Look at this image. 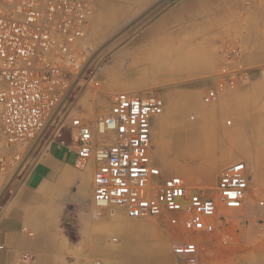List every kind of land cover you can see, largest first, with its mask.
<instances>
[{
	"label": "built area",
	"instance_id": "obj_1",
	"mask_svg": "<svg viewBox=\"0 0 264 264\" xmlns=\"http://www.w3.org/2000/svg\"><path fill=\"white\" fill-rule=\"evenodd\" d=\"M258 1L264 19V0ZM94 2L0 0V176L19 167L20 149L40 137L70 93L86 60L84 43ZM220 60L201 96L205 105L250 78L251 67L237 41L221 49ZM90 83L98 86L99 80ZM164 107V99L154 93L117 92L105 113L90 120L71 119L78 157L97 163L92 206L112 219L163 216L176 228L180 241L172 253L182 257L183 264H219L220 250L225 253L232 240L220 214L243 208L251 176L244 161L224 166L213 196H205L178 175L164 176L151 154L152 124Z\"/></svg>",
	"mask_w": 264,
	"mask_h": 264
},
{
	"label": "rangeland",
	"instance_id": "obj_2",
	"mask_svg": "<svg viewBox=\"0 0 264 264\" xmlns=\"http://www.w3.org/2000/svg\"><path fill=\"white\" fill-rule=\"evenodd\" d=\"M192 5L190 0H95L90 15V29L84 43L86 60L60 109L54 117L55 112L48 119L42 137L56 134V137L71 142V119L82 116L90 120L105 113L114 93H154L161 96L165 107L164 112L152 124L151 151L158 140L164 143L165 150L158 147L159 150H156L157 154L153 157L154 163L162 169L164 176L178 175L188 185L202 189L205 196H213L221 168L238 161L247 163L252 181L243 208L224 210L220 214V217L226 218L225 221L221 218V225L232 240L225 253L220 250L222 254L217 257V261L219 264H225L229 260H234L236 264H264V203L258 204L259 200L264 202V151L260 150L262 144L253 145V138L248 136L249 144L242 146L241 152L232 151L230 144L244 138V135L233 126V118L229 114V91L221 94L210 105L201 102L204 90L211 85L208 77L219 68L220 51L228 43L238 42L244 51L246 64L251 67L250 75L254 70L264 67V61L250 62L249 53L251 55L253 49L245 36L246 28L249 25L256 26L258 17L264 22L260 16L259 1L225 0L221 13L213 15H209L204 8L194 9ZM172 10L180 11V17L178 24H173L167 39L164 23L156 29L154 24ZM122 12V18L109 25L104 23L106 17ZM150 31L158 34L150 35ZM164 45H172L167 56L173 59L178 57V61L185 58V62L201 65L200 69L194 72L190 67L186 75L178 77L176 71H172L177 66V61L171 60L167 64L172 69L171 72L158 79L152 74H141L136 68H130L133 60L137 61L149 49L150 53L164 54ZM85 65L87 67L79 77ZM91 79L99 80V85H92ZM194 88L195 101L189 104L190 100H186L181 93L191 92ZM205 113L210 114L217 122L221 133L225 132L222 144L217 146L211 162L195 150L196 139L202 137L201 130L207 125ZM158 118L163 124L161 133L156 127ZM228 120L231 124L226 123ZM179 122L182 124H178ZM186 129L193 130L190 137L194 139L182 136L187 133ZM35 141L29 147L20 149L23 157ZM17 169L5 171L0 176V194ZM124 220L132 224L145 223L156 232L161 227L167 232L165 235L154 233L149 241H133L131 244L141 250L139 256L133 257L136 261L144 262L149 259L142 253L144 249L155 247L159 250L169 242L166 254L156 264H183V258L172 253V246L180 239L175 237L173 230L176 228L169 226L165 217ZM168 228L171 229L170 234L166 230ZM246 249L254 252L251 253V259L243 256Z\"/></svg>",
	"mask_w": 264,
	"mask_h": 264
},
{
	"label": "crops",
	"instance_id": "obj_3",
	"mask_svg": "<svg viewBox=\"0 0 264 264\" xmlns=\"http://www.w3.org/2000/svg\"><path fill=\"white\" fill-rule=\"evenodd\" d=\"M190 1L194 9L204 8L209 15L220 14L225 4V0ZM179 13L168 12L155 22L154 29L164 23L165 36L169 39L168 33L173 24H178ZM263 30L264 22L260 17L256 26L249 25L245 30L247 42L253 49L252 54L249 53L252 63L264 61ZM149 34L158 33L150 31ZM263 70L264 67L254 70L243 85L229 91L233 126L242 131L246 140L233 152L239 153L242 146L249 144L248 136L253 138V145L262 144L260 150L264 151ZM42 135L26 151L0 194V264L161 262L169 242L159 250L155 247L144 249L142 253L149 258L144 262L133 258L139 256L141 250L131 244L135 240L149 241L154 233H160L159 230L156 232L145 223H128L121 217L112 219L107 211L92 206L97 163L91 159L81 160L72 141H64L56 134ZM156 146L152 148V157L161 147L158 141ZM246 166L248 169L247 163ZM166 230L171 233L170 228ZM24 254L28 256L26 259L22 257Z\"/></svg>",
	"mask_w": 264,
	"mask_h": 264
},
{
	"label": "bare ground",
	"instance_id": "obj_4",
	"mask_svg": "<svg viewBox=\"0 0 264 264\" xmlns=\"http://www.w3.org/2000/svg\"><path fill=\"white\" fill-rule=\"evenodd\" d=\"M123 16H124L123 13L108 16L104 19V23L109 25L112 22L116 21L117 19L122 18ZM162 49H164V54L150 53V49H149V51L142 54V57L138 58L137 61L133 60V62L130 65V68H136L137 71L139 70V72L141 74L148 73V75L152 74V75H154V77L157 76L158 79H162V77L164 75L170 73L172 70L167 66L168 63H171V60L177 61V63H176L177 66H174L175 68L172 71L173 72L176 71V74L179 75L178 77H183L184 75H186L187 71H188L187 69L189 67H194V69H193L194 72L198 71L201 67V65L196 64V63L193 64L191 62H185V58L178 61V57H175L173 59V58L167 56L168 54H166V53H169V51L172 49V45H164V46H162ZM177 56H179V55H177ZM154 61L155 62L157 61V63H155ZM195 91H196V89L194 88L191 90V92L185 91L184 93H181V95L184 96L186 100H190V101H188L189 104H192V103H194V101H195L194 98L196 97ZM204 115L207 118V120H206L207 125H206V127H204V130H201V133L203 132L202 137H199L196 139L195 150H196L197 154L202 155L204 158L208 159L209 162H211L212 158L215 154L217 146L223 141V137L225 136L224 135L225 132L224 131H223L224 133L220 132L217 122L214 119H212L210 114L205 113ZM178 124H182V123L179 122ZM156 127L160 133L163 131V124L159 118L156 120ZM179 131H182V129ZM185 131H187V133L186 134L183 133L184 135L182 134V136H184L185 139H187V138H190L189 140L194 139V138L190 137L191 133L193 131L192 129H186ZM244 139H245V137L240 139V140H235L233 142V144H230V146L232 147V151H233V149L237 150V148H239L241 143L246 141ZM158 143L161 145V147H162V144L164 146V143H162L161 140H158ZM242 144H244V143H242ZM156 148H157V146H156ZM159 148L157 150H159ZM159 154H160V152H159ZM220 159H222V157ZM209 174H210V172L207 174V176H206L207 178L209 177ZM221 218H223V217H221ZM223 220L225 221L226 218L224 217ZM158 230L163 235H165V233H167L165 231V229H163L161 227H159ZM251 253L253 254L254 252L251 249H246V251H244L243 256L247 259H251V257H252Z\"/></svg>",
	"mask_w": 264,
	"mask_h": 264
},
{
	"label": "water",
	"instance_id": "obj_5",
	"mask_svg": "<svg viewBox=\"0 0 264 264\" xmlns=\"http://www.w3.org/2000/svg\"><path fill=\"white\" fill-rule=\"evenodd\" d=\"M86 67H87V65H85V67L83 68V70H82L81 74L79 75V77L82 76V74L84 73ZM75 83H76V82H75ZM75 83H74V84H75ZM60 107H61V105L59 106V108L57 109V111L54 113L53 117L56 115V113L58 112V110L60 109ZM40 136H41V135H40Z\"/></svg>",
	"mask_w": 264,
	"mask_h": 264
}]
</instances>
